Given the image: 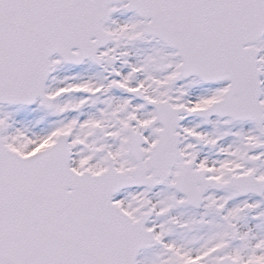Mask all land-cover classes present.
<instances>
[{
  "label": "snow or ice",
  "instance_id": "obj_1",
  "mask_svg": "<svg viewBox=\"0 0 264 264\" xmlns=\"http://www.w3.org/2000/svg\"><path fill=\"white\" fill-rule=\"evenodd\" d=\"M0 264H264V0H0Z\"/></svg>",
  "mask_w": 264,
  "mask_h": 264
}]
</instances>
